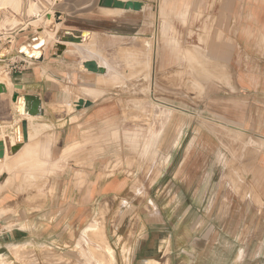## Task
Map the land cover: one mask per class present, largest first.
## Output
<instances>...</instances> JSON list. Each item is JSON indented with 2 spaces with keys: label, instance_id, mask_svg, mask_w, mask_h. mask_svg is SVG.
<instances>
[{
  "label": "rangeland",
  "instance_id": "374dc122",
  "mask_svg": "<svg viewBox=\"0 0 264 264\" xmlns=\"http://www.w3.org/2000/svg\"><path fill=\"white\" fill-rule=\"evenodd\" d=\"M14 1L8 5L13 13L6 10L7 6L2 7L5 14L0 24V50L9 42V33L17 29L25 31L11 43L13 50L27 42L31 15L41 17L32 24L47 26L45 12L52 3ZM144 1L146 7L142 12L129 11L130 28L123 29V22L115 19L114 35L107 17L117 13L99 10L102 21L97 29L101 32L93 34V41L84 45L108 66L100 77L96 94L108 95L101 101L109 102L110 112L123 123V145L130 147L132 158H141L142 170L131 179L129 194L97 202L87 224L78 228L76 237L72 235L74 242L66 241L68 228H62L65 233L61 231L59 238L63 241H55L58 236H54L51 244L42 245L44 249H38L37 244L36 252L42 253L31 252L34 258L30 261L264 264V209L258 213L251 202L252 188L246 179L251 166L237 161L242 153L247 155L251 140L229 135L203 116L191 114V108L195 109L191 97L194 99L197 94L203 99L205 95L203 83L197 85L192 80L194 75H205L209 69L191 66V59L207 58L206 47L215 37L208 34L207 28L201 34L191 29V25L195 21L207 27L214 21L191 19L189 0H166L165 21L161 8L164 0ZM164 26L166 34L162 33ZM124 30L130 31V35L124 36ZM74 66L69 69L81 67L78 63ZM16 67L23 69L18 61ZM1 72L0 79L8 77L4 70ZM91 86L77 81L70 90L76 97L89 96ZM107 134L99 139L100 146L120 144L119 134ZM152 136L155 140L149 154L144 139ZM109 174L112 172L106 173ZM33 181L37 187L49 185L45 178ZM82 181L87 183L85 178ZM27 182L24 179L21 183ZM45 252L48 255L43 259Z\"/></svg>",
  "mask_w": 264,
  "mask_h": 264
},
{
  "label": "crops",
  "instance_id": "0c3cea01",
  "mask_svg": "<svg viewBox=\"0 0 264 264\" xmlns=\"http://www.w3.org/2000/svg\"><path fill=\"white\" fill-rule=\"evenodd\" d=\"M133 1L145 3L144 0ZM12 2L15 1L0 0V24L5 14L2 7L7 6L6 10L13 13L8 8ZM45 2L52 3L45 12L46 18L51 16L52 19L47 20L43 29L54 36L43 50L44 60L39 62L19 54L17 47L21 44L14 50L12 47L6 59L0 60V72L4 70L14 86L11 94L0 95V135L3 127L7 129L0 141H11L23 120L28 121L30 132L28 142L14 155L8 150L16 143L5 144L6 156L0 163V264H33L31 252L42 253V250L36 252L37 244L38 249L42 245L46 247L54 236H58L55 241L62 242L59 238L61 231L65 233L62 228H68L66 241L74 242L76 239L72 235L76 237L78 228L87 224L97 202L129 194L131 179L142 170L141 158H132L130 147L123 145V123L110 112V103L101 101L108 95L99 97L96 94L105 68L101 67L103 74H94L81 67L69 69V66L75 67L76 63L81 66V62L88 60H95L101 66L100 61L91 57L89 48H84L86 43L64 44L62 55H55V46L61 44L56 40L58 31L99 34L97 25L102 21L99 10L105 8L99 6L100 0ZM189 2L191 19L214 21L207 27L194 21L191 29L204 34L207 28L208 34L215 36L206 47L207 58L191 59V66L209 68L207 74L194 75L192 80L197 85L203 83L205 95L203 99L197 94L194 99L191 97V105L195 107L191 108V114L203 116L205 121L228 131L229 135L251 140L247 144V155L242 153L237 161L251 166L246 179L252 188V205L260 213L264 209V0ZM55 13L63 16L62 22L55 20ZM128 13L124 11L107 17L113 25L111 35L116 34L115 19L123 22V29L130 28ZM31 18L27 42L37 36V32L30 29L42 26L32 24L41 20L40 16L34 14ZM51 26L55 31L49 30ZM24 31H12L7 40L13 42ZM122 34L130 35V31L124 30ZM17 61L23 65L21 70L16 67L19 71H15ZM77 81L92 84L89 96L76 97L71 93V85ZM17 85L21 89H16ZM15 94L39 97L42 115L21 116L12 102ZM80 99L91 101L92 106L77 110L76 102ZM102 132L105 134L101 136ZM108 132L119 134L120 144L100 146L99 139L106 138ZM139 152L141 154V147ZM108 165L112 174L107 176ZM37 178L48 179L49 185L35 186L33 180ZM84 178L86 184H83ZM24 179L28 182L22 185ZM46 253L43 259L47 258Z\"/></svg>",
  "mask_w": 264,
  "mask_h": 264
},
{
  "label": "water",
  "instance_id": "95a60500",
  "mask_svg": "<svg viewBox=\"0 0 264 264\" xmlns=\"http://www.w3.org/2000/svg\"><path fill=\"white\" fill-rule=\"evenodd\" d=\"M146 3L140 2V1H133V0H100L99 6L102 8L107 9H116V10H122V11H133V12H141L143 11ZM55 20L58 22H62L63 16L59 13H55ZM51 16L45 19V26L47 24V20H51ZM37 32V36L32 39V41L25 42L22 46H20L17 50L18 53L23 55L24 57L28 59H32L35 61H43L44 60V52L43 50H35L32 54L29 53V48L31 44L34 48H40L43 49L45 46V38H43V26L37 27L34 29ZM51 31H55V28L51 26L49 28ZM90 37V34L88 32H80V31H67V30H60L57 32L56 40L60 41L61 44H57L55 46V49L57 53L56 56L62 55V53L65 51V45L67 43L71 44H82L83 41ZM11 40L1 48L0 50V60H5L7 57V54L10 52L12 48ZM81 67H83L84 70H87L88 72L94 73V74H103L104 70L101 69L98 62L95 60H88L85 62H81ZM16 89H21V86H15ZM8 93V89L5 84L0 83V95ZM12 102L16 105H18V113L21 116L24 117H39L42 115V107H41V101L40 98L37 96H20L19 94H15L12 97ZM92 106L91 101H87L84 99H80L76 102V109L81 110L83 108H88ZM15 137H16V144L15 146L8 147V153L11 155L16 154L19 152L23 146L28 142L29 140V134H28V121L23 120L21 124L15 129ZM9 146V141L5 143V141H0V161H2L5 157L6 153V145Z\"/></svg>",
  "mask_w": 264,
  "mask_h": 264
},
{
  "label": "bare ground",
  "instance_id": "6f19581e",
  "mask_svg": "<svg viewBox=\"0 0 264 264\" xmlns=\"http://www.w3.org/2000/svg\"><path fill=\"white\" fill-rule=\"evenodd\" d=\"M158 2H160V0H158ZM164 4H167L166 3V0H164V2H163V7L161 6V8H162V16H163V13L166 15L165 17H163L162 19L163 20H167V14L164 12ZM145 7H146V5H145ZM145 7H144V9H145ZM148 7V6H147ZM107 8H105L104 10H106ZM143 9V10H144ZM156 9V8H155ZM114 12V13H119V12H124V11H122V10H116V9H107V12ZM128 15V14H127ZM161 16V15H160ZM159 17V16H158ZM162 33L163 34H166V29H165V26H164V28H163V30H162ZM43 34H44V36H43V38H45V46H46V43L48 42V41H50L51 40V38H52V33H49L48 32V30H44L43 31ZM90 34V37L87 39H85L84 41H83V43L82 44H85L86 42H88V41H90V39H91V37H92V34L91 33H89ZM56 35V34H55ZM139 40V39H138ZM91 41H93V40H91ZM58 43H59V41H58ZM93 43V42H92ZM34 44H36V43H34ZM33 44V45H34ZM70 44V43H69ZM33 45L31 44V46H30V48H29V53L30 54H32L35 50H38V51H40V50H44V48H45V46L43 47V49H40V48H34L33 47ZM66 46V45H65ZM90 46H92L91 44H90ZM91 51H92V49H91ZM119 51V50H118ZM123 53V52H122ZM90 54H91V57H93L94 55H93V53L92 52H90ZM132 59H134V58H132ZM100 63V67H102V68H107L108 66H107V64L106 63H101V62H99ZM125 63V62H124ZM123 63V64H124ZM1 83H4L6 86H7V88H8V93H12L13 92V85H12V83L10 82V80H9V78L8 77H1V81H0ZM103 96V95H102ZM15 105V104H14ZM17 106V110H18V105H16ZM29 120H32V119H30L29 118ZM19 125V124H18ZM16 127V126H15ZM34 129V128H33ZM6 126L5 127H3L2 129H1V135L2 136H5L6 135ZM29 132V131H28ZM29 134H30V132H29ZM0 135V136H1ZM31 136V135H30ZM7 138V137H6ZM137 139V138H136ZM154 140H155V136H152L151 138H149V137H147V138H145L144 139V141H146L144 144H145V148H147L148 149V151H149V154H150V151H151V149H152V147H153V144H154ZM10 143H12V144H14V143H16L17 142V140H16V137H11V141H9ZM6 156V155H5ZM5 158V157H4ZM119 160H121V159H119ZM118 160V161H119ZM120 162V161H119ZM0 163H1V161H0ZM45 166V165H44ZM51 170H53V168L51 169ZM95 225V224H94ZM21 226V225H20ZM93 226V225H92ZM91 225H90V227H92ZM22 248V247H21ZM110 250V249H109Z\"/></svg>",
  "mask_w": 264,
  "mask_h": 264
}]
</instances>
